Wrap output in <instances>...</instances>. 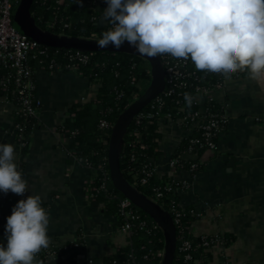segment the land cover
Wrapping results in <instances>:
<instances>
[{
  "label": "crops",
  "instance_id": "crops-1",
  "mask_svg": "<svg viewBox=\"0 0 264 264\" xmlns=\"http://www.w3.org/2000/svg\"><path fill=\"white\" fill-rule=\"evenodd\" d=\"M74 1L77 10L98 11V27L106 29L108 22L101 19L107 7L104 0ZM234 75L217 93L228 124L217 138L216 150L185 157L197 160L201 169L191 174L170 167L191 131L165 120L157 128L159 156L153 163L158 179L188 184L177 194L182 208L201 214L190 224L193 237L225 236L230 241L224 250L228 264H264V81L251 80L246 72ZM34 80L41 108L23 151L14 130L15 107L0 96V145L14 146L17 170L30 183L24 196L13 194L0 202V245H7L5 225L11 209L36 194L50 217L49 246L56 249L53 263L102 264L125 247L129 237L121 231L118 218L90 196L93 173L68 154L70 140L59 132L73 106L96 97L97 85L61 69L48 73L37 68ZM206 260L221 263L215 250Z\"/></svg>",
  "mask_w": 264,
  "mask_h": 264
},
{
  "label": "trees",
  "instance_id": "trees-1",
  "mask_svg": "<svg viewBox=\"0 0 264 264\" xmlns=\"http://www.w3.org/2000/svg\"><path fill=\"white\" fill-rule=\"evenodd\" d=\"M30 15L35 25L42 31L53 35L64 36L68 38L92 39L100 38L106 31L98 27L100 13L93 9H76L74 0H34L30 7ZM111 26L109 23L107 27ZM40 46V49H44ZM48 56L32 55L29 59V65L35 72V69L41 65L47 67L51 61L55 65V70L61 69L71 71L68 67V55L71 50L47 48ZM89 61L79 66L78 74L90 80L97 85L96 97L88 102L78 104L70 109L71 116L65 118L59 128V132L70 140V150L81 160L82 164L92 167L91 172L94 176V187L99 188L103 182L101 166L107 174L105 190L93 191L91 197L104 205L106 213L115 215L120 223H124V218L120 215L119 205L122 200L127 199L125 194L113 187L109 177V167L107 164L108 144L113 125L120 115L132 103V95L140 97L148 88L151 81V72L149 63L130 53L121 52H96L86 53ZM198 82L193 85L213 83L216 80L214 74L197 71ZM193 95V89L189 88L182 92L180 96L173 95L163 97L165 100L164 113H170L173 116L178 114L177 107L185 106L186 111H194L197 107L192 103L187 106L184 100V94ZM0 96H4L14 106L19 103L15 83L12 79V71L9 68H3L0 65ZM149 109V105L144 107L140 113ZM14 130L18 137L24 136L23 151L26 147V135L32 122L36 117L24 116L22 113H14ZM106 121L109 128L106 130L99 128L100 121ZM161 122L160 118H154L142 121L141 125L136 126L134 120L131 121L126 134L123 137V143L118 156V165L122 177L131 185L142 176L141 171L144 166L152 165L159 156L158 140L159 133L157 128ZM22 126V132H18L16 126ZM136 128L139 131L137 138L130 137L128 133ZM144 146V147H141ZM188 146V139L184 140L178 148L176 157L181 154ZM205 151H197L196 157L201 156ZM137 156L136 162L131 160V155ZM197 161V160H194ZM191 162V161H189ZM198 162V161H197ZM189 167L188 162H180L177 168ZM200 164V169H201ZM199 169V170H200ZM135 174H138L137 176ZM165 181L158 179L156 175L148 179L144 186L137 187V191L145 197H151L152 189L161 186ZM14 193L9 192L5 198L0 197V202L9 199ZM169 199L175 203L178 202L177 193H167ZM190 208H185L188 211ZM130 210L138 216V221L133 223L132 231L128 239V244L119 249L110 257L104 258L102 264H160L162 256L157 253H163L164 237L162 231L140 229L139 221H145L150 227L155 225L153 220L138 206L131 203ZM189 218L184 219L187 222ZM177 233V228H175ZM224 245L229 244V240L222 236ZM42 249L35 257L34 264H54L53 259L48 255V249ZM56 252V249H53ZM208 257L209 253L202 252V249L194 253L196 258L200 255ZM173 264H193L186 262L178 257L177 249Z\"/></svg>",
  "mask_w": 264,
  "mask_h": 264
},
{
  "label": "clouds",
  "instance_id": "clouds-1",
  "mask_svg": "<svg viewBox=\"0 0 264 264\" xmlns=\"http://www.w3.org/2000/svg\"><path fill=\"white\" fill-rule=\"evenodd\" d=\"M80 0H78V3ZM102 21L111 28L96 41L99 48L120 49L124 42L140 56H171L191 61L199 72L226 79L246 72L264 81V0H104ZM193 96L185 93L191 107ZM14 146L0 145V192L24 196L30 183L17 170ZM42 198L22 199L6 218V247L0 264H34L49 247L50 217Z\"/></svg>",
  "mask_w": 264,
  "mask_h": 264
},
{
  "label": "built area",
  "instance_id": "built-area-1",
  "mask_svg": "<svg viewBox=\"0 0 264 264\" xmlns=\"http://www.w3.org/2000/svg\"><path fill=\"white\" fill-rule=\"evenodd\" d=\"M19 1L20 0H0V65L12 71V79L15 83L19 99L17 106H14V113H22L24 116L37 117L41 108V102L35 97L36 86L34 71L29 65V59L32 55L47 57L48 52L47 47L40 49L41 45L27 38L13 25L12 10L18 5ZM110 28L111 26L106 27V31ZM91 40L97 41L98 38L93 37ZM160 60L164 70V87L162 92L148 104L149 109L147 111L142 113H140L141 111L138 112L132 120H134L136 126H139L142 121L160 118L161 120L178 124L182 128L190 130L191 135L187 138V148L181 154L172 158L169 165L171 168L175 169L177 166H180L181 161L188 162L189 167L187 171L191 174H195L200 169V163L194 160H187L185 157L189 155L196 156L199 150L215 151L217 148V138L228 124V118L225 114V104L217 96L218 91L225 88L227 79L222 74L211 73L216 77L213 83L206 82V84L196 83V85H193L194 82H191V80L198 82V76L190 60L185 62L183 60L174 59L168 55L160 56ZM88 61L89 57L86 53L73 51L68 55L67 67L71 71L78 73L79 66ZM39 69L47 71L48 73L56 71L53 61H51L47 67L41 65ZM234 76L237 77L238 73H235ZM189 88L193 89V104L197 107L196 110L186 111L185 106L179 105L177 107L178 114L176 116L163 112L165 106L163 97H170L173 95L180 96L183 91ZM161 95H163V97ZM138 98L133 94L132 103ZM109 127L106 121H100V129L106 130ZM16 129L18 132H22L24 128L18 125ZM128 135L137 138L139 136V131L134 128ZM17 141L23 146L25 144L24 136L19 134ZM68 154L82 164L81 160L73 151L69 150ZM131 160L136 162L137 156L132 154ZM83 165L92 170L90 165ZM98 169L101 171L103 182L99 188H95L93 185V178L88 188L89 194L93 191L105 190L108 173H106L101 166H98ZM155 172L154 163L149 166H144L141 171L142 176L139 180L131 184V186L135 189L139 186H144L148 179L155 175ZM135 175L137 176L138 174ZM186 188H188V184L185 182L178 185L172 180H167L161 186L154 187L151 197H147L151 202L168 212L171 216L173 225L177 228L175 250L177 249L178 257H181L186 262H192L193 264H211L207 262V257L203 256V254L198 258L193 256V254L199 252L201 249L204 253H210V251L215 250V252L219 254V260L221 262L218 264H228L224 254L226 245H224L223 237L221 235L193 237L189 232L190 224L194 220L199 219L201 214L193 209L185 211V208H182L179 202L175 203L167 196V193H177L179 189ZM7 195L0 192V197L2 198H5ZM130 205L131 202L128 199L122 200L119 205L120 215L124 218V223L120 226V229L126 233L128 237L131 234L133 223L138 221V216L130 210ZM187 217L189 220L184 222L183 220ZM137 224L140 229L155 230L159 228L156 224L150 227L145 221H139ZM53 249V247L48 249V255L51 259H54L56 255ZM157 255L162 256L163 253H157ZM87 264H92V261L89 260Z\"/></svg>",
  "mask_w": 264,
  "mask_h": 264
},
{
  "label": "water",
  "instance_id": "water-1",
  "mask_svg": "<svg viewBox=\"0 0 264 264\" xmlns=\"http://www.w3.org/2000/svg\"><path fill=\"white\" fill-rule=\"evenodd\" d=\"M34 0H20L12 10V23L23 35L37 44L54 49H65L79 51L82 53L96 52H121L137 55L145 59L150 65L151 81L145 92L120 115L112 127L109 144L107 164L109 167V177L114 188L125 194L127 199L142 209L160 228L164 237V250L160 264H173L176 248V231L171 216L162 210L147 197L133 188L121 175L118 165V156L123 143V137L133 119V117L146 107L164 87V70L160 56L147 58L140 56L135 49L130 48L127 42L120 49L99 48L96 40L68 38L53 35L40 30L34 23L30 15V7Z\"/></svg>",
  "mask_w": 264,
  "mask_h": 264
}]
</instances>
